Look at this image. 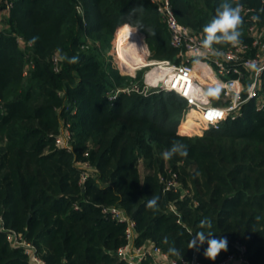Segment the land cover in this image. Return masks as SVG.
I'll list each match as a JSON object with an SVG mask.
<instances>
[{"label":"trees","instance_id":"16d2710c","mask_svg":"<svg viewBox=\"0 0 264 264\" xmlns=\"http://www.w3.org/2000/svg\"><path fill=\"white\" fill-rule=\"evenodd\" d=\"M238 2L240 39L250 42L251 17L264 24V1ZM172 3L178 19L203 36L221 0ZM134 27L145 34L152 57L178 61L152 0H15L0 32V215L37 243L48 264H127L117 253L125 225L102 211L111 205L136 219L139 243L153 241L168 252L174 242L182 258L170 256L179 264L195 257L218 264L241 254L240 245L250 264H264V111L247 104L242 117L189 136L178 131L188 105L175 91L123 92L112 100L111 90L144 80V72L123 75L106 56ZM63 56L79 59L70 64ZM67 124L70 150L56 144ZM193 126L185 119L183 129ZM173 143L186 145L188 156L165 161L161 153ZM80 160L95 167L84 184ZM173 173L181 187L165 190L162 176ZM151 196L158 197L155 211L145 207ZM204 217L229 242L215 261L203 255L207 244L187 248ZM0 264H31L1 229Z\"/></svg>","mask_w":264,"mask_h":264},{"label":"built area","instance_id":"2783aa9c","mask_svg":"<svg viewBox=\"0 0 264 264\" xmlns=\"http://www.w3.org/2000/svg\"><path fill=\"white\" fill-rule=\"evenodd\" d=\"M152 1L158 5L163 15L170 32L172 46L178 49V61L160 59L146 63V66L152 64V67L144 74L143 83L133 81L129 86L111 90L109 96L112 100H116L123 92H139L148 95L161 90L175 91L187 102L188 112L185 118L191 110L197 112L196 120L200 125L201 133L210 128L219 129L229 118L242 117L247 104H252L257 111H264V24L261 25L259 21L254 22L251 19L248 28L250 42L241 41L237 46L230 45L227 48L214 46L220 50L221 55H202L204 51L200 46L202 34L195 32L178 19L172 0ZM14 4L15 0H0V13L3 11L8 16ZM253 10L247 8L245 12ZM5 28L4 24H0V32ZM19 42L26 45L22 38H19ZM55 60L58 58L55 57ZM142 64L144 63L137 64V68H141ZM135 70L136 68L125 75L136 79ZM152 71L153 74L150 76ZM212 86H219L218 97H204V91ZM210 113L221 115L209 119ZM72 141L73 134L67 124L56 136V144L70 150L73 148ZM77 164L82 169L80 183L84 184L95 167L88 160H80ZM162 181L165 184V190H177L181 187L175 173L170 177L162 176ZM171 209L176 210L174 204L171 205ZM102 211L107 218L125 225L126 242L117 250L121 260L127 264H144L146 260L152 261V264H179L177 259L171 257L155 242L139 243L140 232L137 221L125 209L111 205L103 207ZM0 229L5 232L11 247L23 249L31 264H48L40 254L37 243L28 238L26 233L8 227L3 215H0ZM240 250L241 254H230L218 264H231L238 258L245 264H250L244 255L246 246L240 245ZM191 264L205 263L195 257Z\"/></svg>","mask_w":264,"mask_h":264},{"label":"clouds","instance_id":"9594fccd","mask_svg":"<svg viewBox=\"0 0 264 264\" xmlns=\"http://www.w3.org/2000/svg\"><path fill=\"white\" fill-rule=\"evenodd\" d=\"M243 7L238 0H221V3L215 10L213 18L208 22L202 29L203 39L201 40L200 46L204 50L201 54H211L213 56H219L222 53L219 49L215 48L214 45L229 44L237 46L241 43L242 32L240 31L244 18L242 16ZM264 11V9H261ZM252 21L258 22L259 16L253 15ZM125 27H129L125 25ZM36 37L32 38L31 43H35ZM62 59L67 60L70 64L78 62V57L73 56L68 58L63 56ZM220 92L219 86H212L204 91V97H218ZM115 99V98H113ZM178 155L180 157H187L188 150L187 146L181 143H173L170 149L161 153L162 158L167 161ZM145 207L150 210H157L158 197L151 196L148 199ZM257 220L261 217L257 216ZM199 231L195 234L189 233L192 239L187 242L188 249H195L199 251L200 247L207 244L203 255L210 261H215L221 252L228 251V239L227 237H217L213 229V222L208 217L202 218L198 223ZM163 243L168 244L169 240L167 237L164 238ZM168 253L173 256L182 258L180 251L174 246L168 248Z\"/></svg>","mask_w":264,"mask_h":264},{"label":"rangeland","instance_id":"374dc122","mask_svg":"<svg viewBox=\"0 0 264 264\" xmlns=\"http://www.w3.org/2000/svg\"><path fill=\"white\" fill-rule=\"evenodd\" d=\"M3 7V6H2ZM1 11V10H0ZM7 18L8 16L6 15V13H0V24H4L6 26L7 24ZM133 31H127V33L129 34V39L127 37V44L125 46V48L122 46L119 49V43L120 40L119 38H117V40L115 42L112 43V46L107 50L106 52V56L109 57L111 56L113 62L115 63L116 67L119 68V70L121 71V73L123 75L125 74H130V71H133L136 68V72L137 74L140 72H144V74H146L150 69H151V65L152 64H147L146 63H150L153 60H160L163 58H154L152 57V52L149 48V46H146V40H145V34H143L138 28H133ZM137 35L139 36L140 40L135 38L132 39L131 36ZM123 35V34H122ZM122 35L120 36V39L122 37ZM137 39V41H135ZM119 41V43H118ZM24 44V43H22ZM149 48V49H148ZM110 58V59H111ZM127 62V66H125ZM140 63H144L142 64L141 68H137V64ZM126 67V68H122V67ZM129 86V85H127ZM197 118L195 117V115H189L187 116L186 120L188 122H195L196 125H199L198 121L196 120ZM182 126H180L179 133L183 134V135H202L203 133L199 132L200 129L195 128L196 126H193L191 128H188L186 130H183L181 128ZM140 170L142 175L144 176L146 174V170L144 168V165L141 163L140 164Z\"/></svg>","mask_w":264,"mask_h":264},{"label":"bare ground","instance_id":"6f19581e","mask_svg":"<svg viewBox=\"0 0 264 264\" xmlns=\"http://www.w3.org/2000/svg\"><path fill=\"white\" fill-rule=\"evenodd\" d=\"M128 37V36H127ZM127 37H125V39H124V41H123V44H122V46L125 48V46H126V44H127ZM128 39H129V37H128ZM127 66V65H126ZM151 74H153V71L152 72H150V76H151ZM193 113H194V115H195V117H197L198 116V114H197V112L196 111H192ZM195 128H198V129H200V125H197ZM201 130V129H200Z\"/></svg>","mask_w":264,"mask_h":264},{"label":"crops","instance_id":"0c3cea01","mask_svg":"<svg viewBox=\"0 0 264 264\" xmlns=\"http://www.w3.org/2000/svg\"><path fill=\"white\" fill-rule=\"evenodd\" d=\"M3 12V11H2ZM1 12V13H2ZM4 13V12H3ZM187 118V117H186ZM185 118V119H186ZM185 119L182 121V123H181V125L180 126H182L181 128L183 129V124H184V122H185ZM183 130H186V129H183ZM231 264H245L240 258H238V259H235L234 261H232L231 262Z\"/></svg>","mask_w":264,"mask_h":264},{"label":"snow or ice","instance_id":"6c2138e0","mask_svg":"<svg viewBox=\"0 0 264 264\" xmlns=\"http://www.w3.org/2000/svg\"><path fill=\"white\" fill-rule=\"evenodd\" d=\"M221 115L220 113H210L209 114V119H212L214 116H219Z\"/></svg>","mask_w":264,"mask_h":264}]
</instances>
